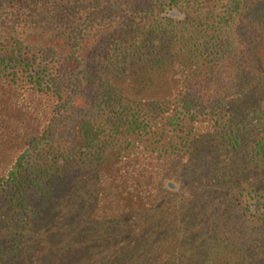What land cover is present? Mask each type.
<instances>
[{
	"label": "trees",
	"instance_id": "obj_1",
	"mask_svg": "<svg viewBox=\"0 0 264 264\" xmlns=\"http://www.w3.org/2000/svg\"><path fill=\"white\" fill-rule=\"evenodd\" d=\"M3 96L0 264H264V0H0Z\"/></svg>",
	"mask_w": 264,
	"mask_h": 264
},
{
	"label": "rangeland",
	"instance_id": "obj_2",
	"mask_svg": "<svg viewBox=\"0 0 264 264\" xmlns=\"http://www.w3.org/2000/svg\"><path fill=\"white\" fill-rule=\"evenodd\" d=\"M43 103L0 97V166L43 123Z\"/></svg>",
	"mask_w": 264,
	"mask_h": 264
}]
</instances>
